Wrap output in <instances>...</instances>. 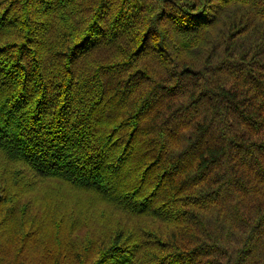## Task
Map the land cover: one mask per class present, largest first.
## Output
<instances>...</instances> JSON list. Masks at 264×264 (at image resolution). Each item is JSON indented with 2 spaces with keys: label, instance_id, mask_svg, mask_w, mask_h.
I'll list each match as a JSON object with an SVG mask.
<instances>
[{
  "label": "trees",
  "instance_id": "obj_1",
  "mask_svg": "<svg viewBox=\"0 0 264 264\" xmlns=\"http://www.w3.org/2000/svg\"><path fill=\"white\" fill-rule=\"evenodd\" d=\"M0 157V264H264V0H0Z\"/></svg>",
  "mask_w": 264,
  "mask_h": 264
},
{
  "label": "rangeland",
  "instance_id": "obj_2",
  "mask_svg": "<svg viewBox=\"0 0 264 264\" xmlns=\"http://www.w3.org/2000/svg\"><path fill=\"white\" fill-rule=\"evenodd\" d=\"M11 174L9 164H5L0 157V177L8 180ZM25 174V172H24ZM25 176L33 182V189L21 201L28 204L33 214L41 211L42 200L47 196H51L54 200L57 211L65 217L79 216L80 225L73 235V240L82 241L86 235L100 238L106 230H108L115 221H117V213L107 206L99 204H89L88 196L79 194L69 189V187L56 182H42L35 179L29 173ZM26 179V178H25Z\"/></svg>",
  "mask_w": 264,
  "mask_h": 264
}]
</instances>
